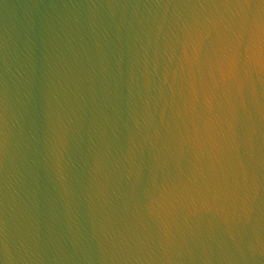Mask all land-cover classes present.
<instances>
[{
  "label": "water",
  "instance_id": "obj_1",
  "mask_svg": "<svg viewBox=\"0 0 264 264\" xmlns=\"http://www.w3.org/2000/svg\"><path fill=\"white\" fill-rule=\"evenodd\" d=\"M262 20L0 0V258L6 237L13 264H264Z\"/></svg>",
  "mask_w": 264,
  "mask_h": 264
},
{
  "label": "snow or ice",
  "instance_id": "obj_2",
  "mask_svg": "<svg viewBox=\"0 0 264 264\" xmlns=\"http://www.w3.org/2000/svg\"><path fill=\"white\" fill-rule=\"evenodd\" d=\"M192 2L193 0H188V3ZM195 2L201 5L207 4L209 6L237 7L241 9L248 8L255 2L258 7L264 10V0H195ZM261 30L262 32H264V20L261 21ZM190 43L192 51L194 53L193 60L195 61L199 56L203 40L199 38L191 39ZM228 69L230 73H234V64L231 61H229L228 63ZM224 78V73L221 72V80H224Z\"/></svg>",
  "mask_w": 264,
  "mask_h": 264
},
{
  "label": "clouds",
  "instance_id": "obj_3",
  "mask_svg": "<svg viewBox=\"0 0 264 264\" xmlns=\"http://www.w3.org/2000/svg\"><path fill=\"white\" fill-rule=\"evenodd\" d=\"M254 39V56L255 62L258 68H264V61H262V55H264V32L261 30V24H256V31L253 36ZM15 257L10 253L7 238L5 237L2 244V258H0V264H13Z\"/></svg>",
  "mask_w": 264,
  "mask_h": 264
}]
</instances>
